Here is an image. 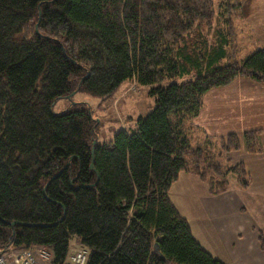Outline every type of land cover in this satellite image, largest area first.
<instances>
[{"label": "trees", "instance_id": "obj_1", "mask_svg": "<svg viewBox=\"0 0 264 264\" xmlns=\"http://www.w3.org/2000/svg\"><path fill=\"white\" fill-rule=\"evenodd\" d=\"M241 8L240 0H0V250L46 246L53 264H65L77 237L86 264H227L197 240L170 189L182 172L211 195L227 192L231 175L251 185L232 153L244 141L261 154L264 131L202 139L189 126L209 90L239 78L264 83V49L231 59V19L216 46L193 51L195 29ZM129 80L155 99L132 132L100 142L85 103L54 111L75 92L104 98ZM259 240L264 247V232Z\"/></svg>", "mask_w": 264, "mask_h": 264}, {"label": "crops", "instance_id": "obj_2", "mask_svg": "<svg viewBox=\"0 0 264 264\" xmlns=\"http://www.w3.org/2000/svg\"><path fill=\"white\" fill-rule=\"evenodd\" d=\"M189 126L196 137L202 139L206 136L219 139L232 133L243 136L250 131H264V83L239 78L227 86L209 90L203 97L199 115L189 121ZM261 138L263 142L264 134ZM250 156H258L264 160V152ZM183 177L187 182L186 186L195 179L204 187L202 192L205 194L199 196L192 183L197 195L190 192V196L198 199L202 205L205 218L202 229L205 236L199 240L194 235L197 240L215 258L227 264H264V247L259 241V234L264 232V220L248 213V197H243V194H253L262 195L261 198L264 199V180L251 178V185L247 189L231 185L229 191L211 195L208 185L192 174L182 172L174 184L179 183ZM214 239H217L214 242L218 248L221 247L227 258L222 253H214L217 249L212 244Z\"/></svg>", "mask_w": 264, "mask_h": 264}, {"label": "rangeland", "instance_id": "obj_3", "mask_svg": "<svg viewBox=\"0 0 264 264\" xmlns=\"http://www.w3.org/2000/svg\"><path fill=\"white\" fill-rule=\"evenodd\" d=\"M240 1L242 8L238 12L234 11L231 16L226 15L224 18L217 20L212 28L205 26L203 29L199 28L193 31L191 37L197 40L196 44L193 45V47L195 46L193 51L201 49V46L205 43H207V49L216 46L219 39V30H223L227 26L224 22L225 19L234 21V32L231 37V48H229L231 59L239 61L257 50L264 49V0ZM201 52H204V50ZM149 90L150 87L140 85L135 80H129L123 83L112 95L104 98L94 97L83 92H75L70 98L67 96L58 100L54 106V111L58 113L66 108L84 106L78 103H85L93 109L94 118L98 121L100 142H107L112 139L118 130L132 132L136 127L138 117L147 115L154 108L155 99L149 95ZM193 136L196 138L194 132ZM244 143L243 141V147L240 151L232 153V160L234 162L244 160L245 168L251 178L264 180V160L258 156H250L251 154L249 155L247 152ZM216 144L219 147L222 145L219 141ZM236 179L235 175H231V185H236ZM186 183L183 177L179 183L173 184L170 189V197L181 214L189 221L194 235L200 240L205 236V233H202L205 224L203 208L198 199H193L190 196V192L197 195L192 183L197 188L199 196L205 194L202 192L204 187L195 179L192 183L189 181L187 186ZM243 197H248V213H253L255 217L264 220V199L261 198L262 195L243 194ZM206 236L211 238L210 234ZM214 241H217V239L212 242L213 246L217 248L214 253H222L227 258L225 252L220 246L218 248L217 243ZM78 245H80L79 239L73 237L68 258L65 261L66 264L70 262V255L79 247Z\"/></svg>", "mask_w": 264, "mask_h": 264}, {"label": "built area", "instance_id": "obj_4", "mask_svg": "<svg viewBox=\"0 0 264 264\" xmlns=\"http://www.w3.org/2000/svg\"><path fill=\"white\" fill-rule=\"evenodd\" d=\"M89 250L80 247L70 256L68 264H86ZM0 264H53V253L46 246L8 249L0 255Z\"/></svg>", "mask_w": 264, "mask_h": 264}, {"label": "water", "instance_id": "obj_5", "mask_svg": "<svg viewBox=\"0 0 264 264\" xmlns=\"http://www.w3.org/2000/svg\"><path fill=\"white\" fill-rule=\"evenodd\" d=\"M40 14H41V13H40ZM73 94H74V93H73ZM73 94H71V95L68 96V97L70 98ZM94 144H96V141H94ZM94 152H95V148H94V146H93V148H92V154H93V156H94ZM91 167H92V169L94 168V163H92ZM15 224H16V222L12 223L13 226H14ZM7 248H9V246H7L5 249H1V250H0V255H1L2 252H3L4 250H6ZM157 248H158V247H157Z\"/></svg>", "mask_w": 264, "mask_h": 264}]
</instances>
